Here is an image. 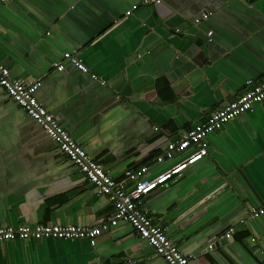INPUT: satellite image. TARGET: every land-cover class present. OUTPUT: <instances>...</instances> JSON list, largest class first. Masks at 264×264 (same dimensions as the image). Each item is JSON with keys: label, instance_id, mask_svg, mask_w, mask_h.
I'll list each match as a JSON object with an SVG mask.
<instances>
[{"label": "crops", "instance_id": "crops-1", "mask_svg": "<svg viewBox=\"0 0 264 264\" xmlns=\"http://www.w3.org/2000/svg\"><path fill=\"white\" fill-rule=\"evenodd\" d=\"M204 12L210 17L196 23ZM65 52H77L89 72ZM0 60L14 77L41 81L40 102L90 157L131 187L127 171L147 166L154 177L170 168L194 150L169 157L171 143L236 99L247 80H264V0H6ZM205 142L208 156L145 196L142 207L193 264H264V215H250L264 205V101ZM115 211L0 86V226L96 227ZM0 264L168 263L120 221L95 244L2 241Z\"/></svg>", "mask_w": 264, "mask_h": 264}, {"label": "built area", "instance_id": "built-area-1", "mask_svg": "<svg viewBox=\"0 0 264 264\" xmlns=\"http://www.w3.org/2000/svg\"><path fill=\"white\" fill-rule=\"evenodd\" d=\"M6 0H0V4ZM162 0H143L144 4H160ZM138 4L133 5L127 11V15L133 14L138 8ZM210 12H204L201 17L195 18L198 23L203 19H208ZM178 32L180 30H177ZM209 36L213 31H209ZM64 58L84 72H89V68L76 52H65ZM58 70L64 69L63 63H56ZM94 78H98L93 74ZM104 83V81L102 82ZM41 81L26 82L12 75L11 68L0 60V86L8 95L20 104L31 118H33L45 132L56 142L60 148L78 165L86 174L89 181L93 183L98 191L110 197L115 205V215L101 226L80 227L77 225L44 224L35 225L22 224L18 226H0V242L13 239H43V238H88L95 244L108 226H116L120 221L129 222L138 232L140 237L146 240L162 256L168 264H193L191 255L185 253L177 243H175L166 231L156 224L149 210L142 207L143 199L156 189L162 188L172 179L178 178L191 165L199 162L209 154L206 137L215 131L223 128L224 124L241 114L250 110L255 103L264 101V80H247V88L236 99L228 102L222 108L214 111L210 117L193 127L177 143H171L167 155L171 157L174 152L184 153L190 147L194 150L185 158L174 163L170 168L157 174L149 176L148 167H142L138 172L127 171V179L134 181L129 187L126 183L116 180L102 166L100 162L90 157L84 147L78 144L70 133L59 123L57 118L49 112L45 105L38 99L36 92L41 86ZM161 161L162 158L159 157ZM250 215L260 217L264 215V205L253 207ZM242 222H246L245 219ZM235 233V228L231 227L225 233V238L230 239ZM214 243L208 245V249H213ZM130 262V259H128Z\"/></svg>", "mask_w": 264, "mask_h": 264}]
</instances>
